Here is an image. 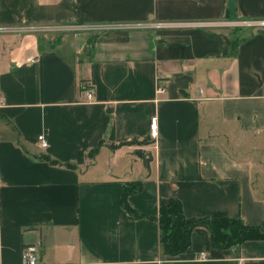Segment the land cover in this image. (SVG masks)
Here are the masks:
<instances>
[{"label":"crops","instance_id":"0c3cea01","mask_svg":"<svg viewBox=\"0 0 264 264\" xmlns=\"http://www.w3.org/2000/svg\"><path fill=\"white\" fill-rule=\"evenodd\" d=\"M262 19L264 0H0V264L29 244L41 264H264V239L217 248L205 225L166 255L158 221L176 198L264 229V28L224 29Z\"/></svg>","mask_w":264,"mask_h":264},{"label":"trees","instance_id":"16d2710c","mask_svg":"<svg viewBox=\"0 0 264 264\" xmlns=\"http://www.w3.org/2000/svg\"><path fill=\"white\" fill-rule=\"evenodd\" d=\"M236 45L234 44V50ZM149 137L142 140L134 138L130 141L113 144V148L124 145L150 144ZM92 152H95L92 151ZM142 183L125 186L122 204L132 217L140 215L129 205L128 196L141 190ZM160 224V245L166 255L177 256L188 249L192 241L195 227L205 225L212 235V244L217 248L239 247L246 240L264 239V229L256 225H248L241 218H188L184 213L183 204L179 199L171 198L163 205L158 217Z\"/></svg>","mask_w":264,"mask_h":264},{"label":"built area","instance_id":"2783aa9c","mask_svg":"<svg viewBox=\"0 0 264 264\" xmlns=\"http://www.w3.org/2000/svg\"><path fill=\"white\" fill-rule=\"evenodd\" d=\"M252 25L255 28H264V19L262 20H253ZM165 86L163 84H159L157 88L158 93L165 92ZM84 95L86 98V101H93L94 100V91L90 87H86L84 89ZM158 133L157 128V117H153L152 119V127H151V137L156 138ZM39 141L41 142V145L43 147H48L49 142L46 139L44 135L39 136ZM41 248L38 245L35 244H29L24 247L23 250V258H22V264H41L40 258H41Z\"/></svg>","mask_w":264,"mask_h":264},{"label":"rangeland","instance_id":"374dc122","mask_svg":"<svg viewBox=\"0 0 264 264\" xmlns=\"http://www.w3.org/2000/svg\"><path fill=\"white\" fill-rule=\"evenodd\" d=\"M225 22H229V19H226ZM225 30H229V32L233 35L234 38H243L247 35H250L255 27L252 25L251 20H245V21H232V23H229L228 26L224 28ZM95 156V152L90 153V158H93Z\"/></svg>","mask_w":264,"mask_h":264},{"label":"water","instance_id":"95a60500","mask_svg":"<svg viewBox=\"0 0 264 264\" xmlns=\"http://www.w3.org/2000/svg\"><path fill=\"white\" fill-rule=\"evenodd\" d=\"M259 29H260V28H257V30H255L254 32L259 31Z\"/></svg>","mask_w":264,"mask_h":264}]
</instances>
